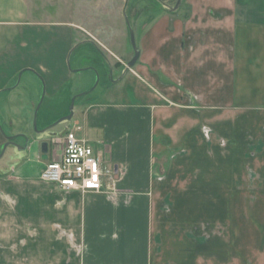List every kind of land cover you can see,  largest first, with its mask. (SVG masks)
<instances>
[{
    "label": "crops",
    "instance_id": "obj_1",
    "mask_svg": "<svg viewBox=\"0 0 264 264\" xmlns=\"http://www.w3.org/2000/svg\"><path fill=\"white\" fill-rule=\"evenodd\" d=\"M158 3L136 23L122 86L102 95L116 99L83 103L64 130L100 152L112 183L80 191L40 178L64 132L45 138L46 156L36 138L17 147L0 162V264H264V0ZM39 5L0 0V51ZM66 50L0 69V89L29 70L25 89L3 97L20 145L37 103L36 126L43 99L61 93ZM5 140L0 131V150Z\"/></svg>",
    "mask_w": 264,
    "mask_h": 264
},
{
    "label": "rangeland",
    "instance_id": "obj_2",
    "mask_svg": "<svg viewBox=\"0 0 264 264\" xmlns=\"http://www.w3.org/2000/svg\"><path fill=\"white\" fill-rule=\"evenodd\" d=\"M124 1L40 0L39 8L35 9L34 23L16 26L15 28L19 31L16 35L13 32L9 33L5 45L0 51V69L2 70L17 66V63L27 58L32 50L40 51L50 48L51 51L58 52L67 48L66 54H68L72 45L81 42L69 56V65L65 59L67 78L60 85L62 87L61 93L55 96L51 102L43 99L37 113V129H41L63 114L68 113L70 99L73 95L77 94L74 99L72 114L74 111L77 112L80 105L89 100L100 97L101 99L112 98L115 100L116 97L110 96V94L104 96V98L102 95L122 86L123 80L116 79L133 54L123 9L134 30L137 44L136 23L143 19L142 17L145 15H157L158 2L160 4L163 2L161 5L164 8L161 6V9H167L165 4L173 5L175 2V0H128L126 6H124ZM59 19H71L72 28L57 25L54 21ZM94 44L102 51L105 59L95 53ZM80 67H83V69H78ZM20 70L16 72L11 83H14ZM28 71L26 69L21 72L16 86L0 91V125L5 133H8L9 130L5 121L7 106L3 102V97L7 93L16 95L19 91L25 89L23 83L29 73ZM38 79L43 84L42 78L38 77ZM40 96L37 102L40 100ZM18 101L17 99L14 100L11 105L15 104L16 106ZM40 117L44 118L41 120ZM74 117L62 120L43 131H38L34 127L29 128L26 133L28 144L32 138H36L40 140L39 147L41 148V142L45 141V138L64 132L67 126L72 127ZM44 119L47 122L44 123ZM75 133L79 137V131L75 130ZM19 137L15 136V139ZM28 144L25 148L27 150L30 147ZM17 149L15 145L13 147L12 144H8L0 157V162L8 161V159L12 160V151L16 154L21 152ZM42 159L47 160L48 158Z\"/></svg>",
    "mask_w": 264,
    "mask_h": 264
},
{
    "label": "built area",
    "instance_id": "obj_3",
    "mask_svg": "<svg viewBox=\"0 0 264 264\" xmlns=\"http://www.w3.org/2000/svg\"><path fill=\"white\" fill-rule=\"evenodd\" d=\"M40 178L57 183L64 189L102 191L114 179L112 169L103 165L100 152L85 139L77 137L75 129L62 135L61 152L42 167Z\"/></svg>",
    "mask_w": 264,
    "mask_h": 264
},
{
    "label": "water",
    "instance_id": "obj_4",
    "mask_svg": "<svg viewBox=\"0 0 264 264\" xmlns=\"http://www.w3.org/2000/svg\"><path fill=\"white\" fill-rule=\"evenodd\" d=\"M127 1L128 0H125L124 1V6H126L127 4ZM182 0H175L174 4L173 5H167L165 4L166 8L168 10H175L179 7L180 3H181ZM163 3V2H162ZM123 14H124V17H125V20H126V23H127V26H128V30H129V37H130V43H131V47L133 49V54L131 56V58L126 62L125 66H124V69L122 70V72H124L125 70H127L128 68H130L135 62L136 60L138 59V56H139V48L136 44V40H135V35H134V30L133 28L131 27L129 21H128V18L126 16V12L125 10L123 9ZM81 42H77L75 43L72 48L70 49L69 53H68V57H69V54L70 52L75 48L77 47L78 44H80ZM104 55V54H103ZM67 57V63L68 65L70 64L69 63V58ZM78 69H83V67H80ZM21 72L22 70H20L17 74V78H16V81L15 83H13L12 85H9V86H6V87H3L0 89V91L2 90H7V89H11L13 88L14 86H16V84L18 83L19 81V78H20V75H21ZM92 89V88H91ZM78 94H81V93H78ZM43 95V93H42ZM77 95V94H76ZM76 95H73L70 99V103H69V111L68 113H66L65 115H62L60 117H58L57 119H55L53 122L47 124L46 126L42 127L41 129H37V126H36V112H37V109L39 107V104L40 102L37 103L36 107H35V110H34V115H33V127L34 129L38 130V131H43L53 125H55L56 123L62 121V120H65V119H70L71 116H72V111H73V104H74V99H75V96ZM0 131L3 133V135L5 136L6 140L4 141L3 145H2V148L0 150V156L2 155L4 149L6 148V146L8 144H12V145H15L16 147L18 148H25L28 144V137L25 133H19V135L23 136L24 137V143L23 145H20L18 144L14 138L15 136H17V134H6L2 128V126L0 125ZM47 146H48V142L47 141H42L41 142V151L44 152L43 153V156H46L45 152L47 151Z\"/></svg>",
    "mask_w": 264,
    "mask_h": 264
},
{
    "label": "trees",
    "instance_id": "obj_5",
    "mask_svg": "<svg viewBox=\"0 0 264 264\" xmlns=\"http://www.w3.org/2000/svg\"><path fill=\"white\" fill-rule=\"evenodd\" d=\"M93 43V42H92ZM95 45V44H94ZM76 48V47H75ZM74 48V49H75ZM73 49V50H74ZM94 51H95V53H97L102 59H105V57H104V55H103V53H102V51L98 48V47H96V45L94 46Z\"/></svg>",
    "mask_w": 264,
    "mask_h": 264
}]
</instances>
